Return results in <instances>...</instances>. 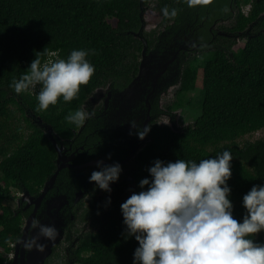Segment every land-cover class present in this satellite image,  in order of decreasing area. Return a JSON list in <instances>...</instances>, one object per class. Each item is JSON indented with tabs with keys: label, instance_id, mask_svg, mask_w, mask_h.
<instances>
[{
	"label": "trees",
	"instance_id": "trees-1",
	"mask_svg": "<svg viewBox=\"0 0 264 264\" xmlns=\"http://www.w3.org/2000/svg\"><path fill=\"white\" fill-rule=\"evenodd\" d=\"M142 2L156 4L163 22H172L174 28L181 23V30L186 23L190 27L195 17L197 26L200 19L211 20L225 7V0ZM236 3L238 7L249 4L246 15L238 11L236 25L231 28L238 35L217 40L219 45L214 48L196 49L182 70L176 98L167 105L170 112L191 104L186 97L196 92L192 99L199 104L197 117L174 127L152 121L148 140L136 153L130 172L134 191H139L138 180L150 175L147 166L154 158L198 161L228 147L233 156L226 183L232 215L239 222L245 211L242 194L252 184L264 182V0ZM165 6L175 9V14L164 16L161 9ZM140 10V0H0V253L11 250L22 223L21 214L4 203L15 197L12 188L38 191L55 168L54 147L30 120L26 108L54 131L71 135L77 124L66 120V114L79 108L97 87L109 84L124 88L137 73L143 42L133 32L142 23ZM205 26H197L201 40L207 34ZM148 36L145 39L150 45L153 33ZM81 47L96 50L87 57L95 70L71 100L58 98L55 105L39 110L35 93H16L9 87L13 78L28 71L35 53L43 62L66 57L72 48ZM258 130L263 134L254 137ZM129 194L121 183L105 206L93 197L83 207L81 218L89 220L91 226L76 242L80 264H132V251L138 242L132 236L124 238L119 209ZM252 238L264 242V230Z\"/></svg>",
	"mask_w": 264,
	"mask_h": 264
},
{
	"label": "clouds",
	"instance_id": "clouds-1",
	"mask_svg": "<svg viewBox=\"0 0 264 264\" xmlns=\"http://www.w3.org/2000/svg\"><path fill=\"white\" fill-rule=\"evenodd\" d=\"M248 8L249 4L241 7L243 14ZM161 12L164 16L174 15L175 9L165 6ZM95 51L72 48L66 57L43 62L35 53L28 71L13 78L9 87L20 93L39 85L35 91L39 110L55 105L58 98L69 101L93 74L95 66L87 57ZM90 115L77 108L65 119L79 125ZM128 122L129 134L136 129L138 138L149 130L148 124L141 127L135 120ZM232 156L228 147H222L214 156L198 161L153 159L147 166L150 175L138 180L140 190L132 191L119 204L124 238L132 236L138 242L132 251V264H264V242L252 238L258 230H264V182L252 184L242 194L245 211L238 222L232 215L230 186L226 183ZM95 163L97 168L90 171L87 179L110 192L109 182L117 180L120 163L100 159ZM105 200L110 201V197ZM30 223L37 231L23 242L26 249L41 250L44 244L38 237L53 240L57 235L54 224H43L36 218Z\"/></svg>",
	"mask_w": 264,
	"mask_h": 264
},
{
	"label": "flooded vegetation",
	"instance_id": "flooded-vegetation-1",
	"mask_svg": "<svg viewBox=\"0 0 264 264\" xmlns=\"http://www.w3.org/2000/svg\"><path fill=\"white\" fill-rule=\"evenodd\" d=\"M224 5L225 7L220 15L206 22V17L199 20L197 26L200 27L206 24L205 27L207 29V34L202 40L200 36H197L199 35L197 26L194 25V22L198 21L197 17L194 19L190 17L192 25L188 27L186 23L185 30L178 28L181 23L174 28L173 25L175 24H172V22L165 24L160 17L159 23L155 25L156 27L154 26L155 28L153 27L149 32H145L144 29L142 30V38L139 36L143 42L142 48L145 43V53L147 54L154 51L155 48L161 51L174 44L176 45L174 46L175 48L180 46L178 54L181 55L182 65L185 66L189 58L197 52L196 49L201 48L205 50L214 48L219 45L217 40L238 35V31L231 28L236 25L237 14L239 10L242 12V5L238 7L236 0H225ZM166 25L169 27L167 28ZM149 33H153L151 37L152 44L150 45L147 44L145 39V36L150 37L148 36ZM141 52L142 49L140 51V58L142 57ZM160 76L161 78H167L168 76L166 84L154 94L153 92H149L153 96L148 98V102L146 101V103L139 101L134 111L136 116L140 112L144 113L141 115L143 116L142 120L145 119V114L148 112L151 116L148 125L152 121L157 124L164 123L159 117L168 115L167 113L169 112L167 111V104L164 107L161 106L160 96L167 92L171 85L175 86L179 79L177 73L175 71L172 73L170 68L162 69ZM105 86L107 88H104ZM105 86H102L103 89L95 90L79 105V108L91 113V115L86 117L82 124L72 127L71 135L64 136L52 129L53 140L46 136L55 150V157L53 159L55 168L52 172L57 170V173L42 196H40L39 192L42 190L44 182L38 191L30 192V195L27 197L23 195L25 188L16 189V196L12 198L14 200L12 209L14 213L19 212L21 214V229L20 233L11 243V250L0 253V264L10 263L15 252L14 243L22 234V228L29 222L27 232L30 233L33 228L30 222L33 218L37 219L40 216L45 200L50 196L58 195H65L67 197V202L64 203L59 211V217L64 218L65 221L63 224L56 225L60 236L52 244L50 252L43 260V264H80L79 256L76 254V242L83 235V232L87 231L91 226L89 220L81 218L83 207L89 204L93 197L99 200L101 206H105V204L109 203L105 198L121 183L130 191L133 183L130 171L133 167L134 157L138 150L145 145L148 136L146 133L143 136L144 139L138 138L135 134L136 129H132V134H129L130 125L123 127L116 123L117 119L115 118V121L111 113L116 111V103L118 101L114 93L108 92L110 89L113 90V87L109 84ZM169 111L172 112L173 110ZM26 112L30 120L39 127L40 124L46 123L39 115L29 110L28 107L26 108ZM137 124L141 126L142 121ZM106 153H110V155L106 156ZM97 159L102 160L104 163L117 161L121 165V172L117 180L109 182L110 192L100 189L95 185V182L87 179L90 171L97 168L95 163ZM12 199L10 198V200Z\"/></svg>",
	"mask_w": 264,
	"mask_h": 264
},
{
	"label": "water",
	"instance_id": "water-1",
	"mask_svg": "<svg viewBox=\"0 0 264 264\" xmlns=\"http://www.w3.org/2000/svg\"><path fill=\"white\" fill-rule=\"evenodd\" d=\"M143 0H140V15L142 8L145 6L142 2ZM142 19V16H141ZM144 23L142 21L140 28L133 32L135 36H141ZM145 42V41H144ZM171 45L170 47L158 51L157 48L154 49V51L145 53V43L144 47L142 48L141 52V58L138 64V70L137 73L132 77L130 82L121 89L112 88L113 90H109V93H114L116 95V100L118 103H116L117 108L114 113H111L113 116V119H115L116 123L122 125L123 127L129 126L128 120H135L136 123H140L142 121V125L148 124V122L151 119V116L147 112L145 114V119L142 120L141 116L144 114L143 112H140L139 115L136 116L134 113L137 104L140 102L146 103L148 102V98L152 97L155 92L158 91L161 87H163L167 80V78H164L160 76V73L162 69L167 68L171 69L172 73L175 71L177 75L179 76L178 83L181 79L182 70L184 68V65H182V57L180 54H178L180 46ZM161 78V79H160ZM176 87V88H177ZM104 88H107L105 86ZM174 86L171 85L170 89H168L167 93L173 89ZM103 89L102 86L97 87L95 90ZM149 92H153L152 95H150ZM150 95V96H149ZM142 100V101H141ZM135 114V115H134ZM40 117V116H39ZM171 127H174L173 125L169 124ZM40 127L44 131L45 135L53 140V136L51 134L52 126L48 123L40 124ZM144 139V138H143ZM58 161V160H57ZM57 173V170L50 173V175L44 180V185L42 190L39 192L40 196L44 194L46 189L48 188V185L53 181L55 175ZM135 185L132 183L130 187V193L134 191ZM24 197L29 196L30 192L25 189L24 190ZM39 196V197H40ZM67 202V197L65 195H58V196H50L48 197L44 202V207L42 208L40 212V216L37 218L41 223L43 224H54L60 225L64 223V218L59 217V211L60 208L64 205V203ZM29 222L22 228V234L18 237L17 241L14 243V249L15 252L13 254V257L10 260L9 264H43V260L45 256L50 252L51 246L53 243H55L59 236L60 232L57 228V235L53 240H48L47 238L40 236L38 237L39 241L44 244L43 249L38 250L35 247L31 249H26L23 247V242L30 237L31 235L36 234L37 229L35 227L32 228L31 232H27V225ZM46 244V245H45Z\"/></svg>",
	"mask_w": 264,
	"mask_h": 264
},
{
	"label": "rangeland",
	"instance_id": "rangeland-1",
	"mask_svg": "<svg viewBox=\"0 0 264 264\" xmlns=\"http://www.w3.org/2000/svg\"><path fill=\"white\" fill-rule=\"evenodd\" d=\"M245 8V7H244ZM142 21L144 23V30L145 32H149L156 24L160 21V16L158 15V11L156 9V4L149 3L148 5H145L142 8L141 11ZM156 27V26H155ZM154 27V28H155ZM240 41L239 43H241ZM196 54V53H195ZM177 85L174 86L173 89H171L168 93L165 92L160 96V101L162 102V107H164L165 104H169L170 102L174 101L173 99L176 98L174 96V91L176 90ZM196 94V92L188 94L187 99L191 100V104L184 105L182 107H177L172 109L173 111L167 113L168 115H162L160 116V120L164 124H171L173 126H181L184 125L190 121H192L195 117H197L199 110H198V102L195 99H192V97ZM263 134V131L258 130L256 131L253 136H259ZM12 193L14 196H16V190L12 188ZM4 203L13 205L14 200L7 199L4 201Z\"/></svg>",
	"mask_w": 264,
	"mask_h": 264
},
{
	"label": "built area",
	"instance_id": "built-area-1",
	"mask_svg": "<svg viewBox=\"0 0 264 264\" xmlns=\"http://www.w3.org/2000/svg\"><path fill=\"white\" fill-rule=\"evenodd\" d=\"M36 90H38V87H37V89H33V90H31V93H32V94L35 93Z\"/></svg>",
	"mask_w": 264,
	"mask_h": 264
}]
</instances>
